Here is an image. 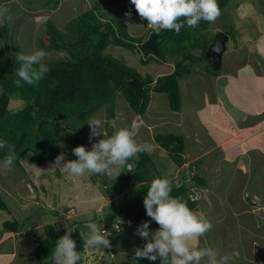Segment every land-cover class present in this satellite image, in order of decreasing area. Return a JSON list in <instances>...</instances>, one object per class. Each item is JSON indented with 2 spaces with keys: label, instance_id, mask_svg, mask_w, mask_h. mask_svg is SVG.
Listing matches in <instances>:
<instances>
[{
  "label": "rangeland",
  "instance_id": "rangeland-1",
  "mask_svg": "<svg viewBox=\"0 0 264 264\" xmlns=\"http://www.w3.org/2000/svg\"><path fill=\"white\" fill-rule=\"evenodd\" d=\"M9 2H11V5ZM52 2L53 0L51 3ZM45 3H47V0H0V7H7L12 17L11 20L4 21L7 22V25L12 30L11 38H9V45H15L22 53L25 51L27 54L31 53L33 50L42 49L37 41L40 38L45 39L47 22L52 23L56 29L65 32L67 22L81 13L87 12L89 9H93V11L103 19L108 17L120 19L127 25L129 33L133 37H146L148 30H153L136 16H131V20L129 21L120 10L125 4L122 0L110 1L105 7H103L104 4L100 0H59L57 8L54 10H48L43 6L40 7ZM29 7H32V9H29ZM222 13L223 16H220L214 23H210L206 30L200 32L206 35V37L214 38L216 33H224L229 27L234 30V33L225 34L228 37V41L226 42V52L222 56L221 72L215 78L205 70V61L199 62L196 65H192L191 63L192 68L190 75L179 80L183 93L187 94V97H181L180 110L185 108L184 111L190 113L197 108V105H205L206 102L203 97H207L215 105L217 100L216 97L219 93H223L227 95V97L232 96L235 98V103L239 106H242L243 103H250L248 109L249 115L246 114L242 116L240 121L241 124H252L254 123L252 118L254 116L251 113L255 112V102L263 103L264 100L261 97L260 91L256 89L258 85H254L252 77L248 76L253 73L252 69H256V67L259 69V71H257L258 76H264V0H230L223 8ZM128 23L135 24V26L128 25ZM4 26L5 23L0 25V28ZM32 33L34 38H32L30 42V34ZM209 45L210 44L207 46L209 47ZM0 47H3V40L0 41ZM111 49V55L114 59L116 58L139 74H149L151 77H153V74L164 75L169 73L174 67L173 64L182 58L181 53H179L181 55H174L175 52L173 54L168 53L166 62H161V65L158 66L155 63H149L145 66L140 64L142 55L139 50L133 53L121 48L116 49L112 47ZM200 52L199 50H193V55L200 57ZM132 54L133 56H131ZM63 55H65L64 52L55 53L51 51L46 59L57 61L60 60ZM203 59H205V57H203ZM248 66L252 68L250 71ZM232 83H234L236 87L231 88L229 85ZM223 86H227L226 89L223 88ZM160 96L166 99L165 94H160ZM117 101L119 110H117L116 116L109 119V121H105L106 117H103V114H101V117L99 113L94 116L103 121V131L104 123L106 124L109 122L111 128L113 127L112 134L119 128H130L129 125L135 122L129 123L128 119L132 121L133 116L126 107V104L123 103L120 94H117ZM21 105L22 103L20 101L12 100L9 105V110L14 112L21 108ZM207 107L206 105L205 108ZM154 111L155 109L151 112ZM166 113L167 108L166 110L165 108L159 109L156 114L153 115L150 113L148 117L155 122L159 118L160 120L163 118L162 122H168L169 120L165 119L166 116H164ZM126 116L129 118H126ZM211 118L212 121L207 124L209 127H225V118H222L216 110L211 113ZM201 122L202 121L197 120L198 124ZM131 128H134L136 132L135 138L139 143L148 142L153 145L154 141L152 139L148 138L149 140L147 141L145 140L146 138H144L146 130L137 127L136 124L134 127L131 126ZM157 128L158 126H156V129ZM88 130L90 131L89 125L84 132L87 133ZM169 130L171 133L179 134L181 129L177 131L176 123H172L169 126ZM161 132L160 129L159 133ZM246 134L248 133L243 132L242 136H246ZM237 135L238 134L235 133L230 136L228 141H236L238 139V137H236ZM100 137H102V134ZM191 140H193V137H191ZM206 140L207 142L212 141L209 136L206 137ZM84 141L91 146L93 143H97L96 137H93L91 142L89 138H85ZM201 141L203 143L204 140L201 139ZM239 141H241L240 138ZM188 142H191L190 136L187 140V151L190 153V144ZM227 142H224V144ZM153 146L156 147V145ZM59 147V155L64 154L65 156L64 145L61 143ZM253 149L254 148L250 145L248 150ZM160 152L163 153L162 151ZM162 155L164 158L163 161H160L161 156H156L155 154L152 158L151 154H149L151 161L155 160L161 166L164 162L168 165L171 160L167 158L164 153ZM246 156L247 168L244 167L246 166L244 163L236 166L234 161H231L229 164H222L221 174H219L220 177L217 178L218 180L213 186V195L219 200L222 209L227 208L228 212L220 211L213 215H211V213L207 214L206 212L202 213L211 221L213 228L206 236L201 237L200 240L196 242L197 247H205L207 238L210 241H215L218 247L223 248V246H225V250L222 251L221 249L220 251L218 250V252L221 256L230 255L232 257L229 264L242 261L241 257L237 258L235 254L227 250L229 249L227 246L233 245L235 242L239 241L241 230L236 229V223H238V221H245L246 225L247 223H251V219L247 216H236V213H238L237 210L241 208L236 197L242 195L241 190L244 186V193H246L245 188H247V191L250 192L249 196L255 195L257 198L264 200V154L263 157H259L261 155L249 152ZM28 157L29 156L26 155L20 160V166L15 163H13L11 168H6L3 164L0 165V196L7 206V210H0V238L4 236V234H6L5 236L7 237L11 235L3 228L2 224L5 221L17 222L18 224L24 225L22 229L24 231L23 234L18 236L15 234L13 235L15 253H13L14 255H10L11 260L7 261L5 264H34L33 250L37 242L44 237L45 225H53L59 238L65 235L67 231L72 232L75 228H79L81 232H84L89 228L88 224L90 222L99 221L101 218L105 222L108 217L110 222H113L116 219L113 214L117 206H120L122 204L121 202L125 200L128 203L130 198L136 197V193L131 194L129 198H125L123 194H106L105 190L112 188V184L110 182L103 184L102 181L109 180V177L101 176V180L98 179V181H93L91 176L88 175L82 178L69 179L66 173L61 172L58 168H52L55 160L43 165H36L30 162ZM211 157L212 155L203 158L205 160H211ZM135 158L138 157L136 156ZM197 158L198 155L186 157L187 162L184 164V167H188L189 163L195 162ZM67 161L69 160L65 156V162ZM253 163L255 164L254 167L252 165ZM31 165H34L40 171ZM126 169L128 168L126 167ZM174 169L178 171L176 166ZM164 173L165 171L163 170L161 175L164 176ZM173 176L174 177H168V179L174 180L178 174L175 173ZM110 179H112V181H117L118 177H112ZM115 188H117V186ZM242 199L244 200V198ZM227 214L232 216L231 219L225 217ZM90 217L92 218L91 221L89 219ZM226 220L231 224L228 231L223 229V221ZM118 225L119 224L114 223L112 228L116 229ZM261 226L263 228H259ZM250 227H255L252 229V233L255 238H259L260 242L258 243H261V239L263 238V246L264 217H262L256 225H250ZM157 229V227L150 228V231H155ZM103 230L107 231V229ZM248 234L249 233L246 232L245 236L250 237ZM147 242V240L138 235L134 237L119 236L118 239L112 243V247L110 249H102L103 252L96 249L85 248L83 264H100V262H104V264H119L120 259H127L128 257L131 259V257L135 255L136 249H143ZM238 245L239 244H236V246ZM117 247L121 248L118 249ZM0 251L2 256L10 253V251H12L10 242L3 243L0 247ZM245 252L246 255L248 254L246 264H253L251 259L252 254H250L253 252L251 247L245 248ZM256 255L260 258L259 262L256 264H264V251L255 253L254 256L256 257ZM1 260H4L3 257ZM256 261H258V259H256Z\"/></svg>",
  "mask_w": 264,
  "mask_h": 264
},
{
  "label": "trees",
  "instance_id": "trees-1",
  "mask_svg": "<svg viewBox=\"0 0 264 264\" xmlns=\"http://www.w3.org/2000/svg\"><path fill=\"white\" fill-rule=\"evenodd\" d=\"M51 1L47 0V3L40 7L43 6L48 10L56 9L59 0H53L52 3ZM100 1L105 7L110 1L117 0ZM122 1L125 4L120 10L124 16L125 13L130 12L131 16L142 20L130 0ZM229 1L218 0L220 16H223L222 10ZM9 4L11 5V2ZM142 21L147 25V21ZM181 22L185 23V27L179 34L168 30L159 32L148 30L146 37L131 36L123 21L111 17L100 18L93 9L67 22L65 32L47 22L45 39L40 38L37 43L47 53L64 52L65 55L57 61L45 59L44 63L50 69L45 78L32 85L23 84L20 88L15 86L14 80L18 79L16 69L20 67V62L17 61V54L21 51L15 45H9L12 34L10 27L5 25L0 28V41L3 40V47H0V140L15 145L16 159L13 163L20 166V160L26 155L29 156V161L36 165L51 162L59 156L61 143L64 145L65 156L69 161L76 159L72 149L77 146L83 145L90 151L92 146L84 141L90 135L89 130L87 133L84 132L88 127L87 123L98 113L100 117L103 114V117L107 118L105 121L116 116L119 110L117 94H120L133 117L144 115L150 92L165 94L170 110L178 112L182 92L179 80L190 75L192 65L205 61V70L214 77L221 72V68L219 71L211 70L210 60L203 59L207 45L212 43L213 38L206 37L200 32L206 30L210 23L201 21L198 27L189 28L186 22L183 20ZM152 33L157 35L156 53L145 48V42ZM228 33H234V30L229 27L224 34ZM32 35L33 33L30 34V42L34 38ZM112 47L133 53L139 50L144 57L140 60V64L145 66L149 63L161 65V62H166L168 53L182 54V58L175 62L172 72L153 79L155 74L153 77L149 74H139L116 58L114 59L111 55ZM194 49L201 51L200 57L192 54ZM23 53L27 54L25 51ZM130 79L138 80L136 89L129 85ZM12 100L22 103L21 108L14 112L9 110ZM126 118L129 117L126 116ZM128 121L131 124V119ZM112 128L109 122L104 123V131L108 136L112 135ZM103 138L102 135V137H96V140L98 142ZM144 138L149 140L146 136ZM153 141L158 147L157 150H161L180 170L178 178L171 180V195L182 198L188 203L190 209L195 210L200 201L193 200L194 192H200L205 188V180L197 169L198 162L189 163L188 167H184L187 159L183 135L161 132L154 135ZM6 154L7 149H0V165L3 164ZM153 155L155 154L151 157ZM137 157L128 162L132 165L131 170L126 167L121 169L122 173L117 181H112L110 178L102 181L103 184L109 182L112 184V188L105 190L106 194H123L125 198H129L131 194L136 193V197L130 198L128 203L126 200L121 202L122 204L114 210L113 216L120 218L121 227H125L128 219H131L133 225L129 228L126 226V229L119 233L109 232L111 245L119 236L134 237L138 226L150 221L146 215L143 200L152 180L162 176L158 165L155 164L157 162L151 161L148 153H140ZM101 176L107 177L97 174L91 175V178L93 181H98ZM0 210H7L1 196ZM102 220L101 218L95 222L99 223ZM105 223L109 228L111 222L108 217ZM2 225L9 234L19 233L24 227L22 224L9 221H5ZM154 227L159 226L151 221L150 228ZM89 230L88 228L81 232L79 228H75L71 232V238L76 242V250L81 254L78 264L84 262V241ZM58 239L54 226L45 225L44 237L37 242L33 250V263L52 264ZM130 260L132 264H160L159 260L152 262L146 258H137L135 255L131 259L129 257L120 259L119 264H131Z\"/></svg>",
  "mask_w": 264,
  "mask_h": 264
},
{
  "label": "clouds",
  "instance_id": "clouds-1",
  "mask_svg": "<svg viewBox=\"0 0 264 264\" xmlns=\"http://www.w3.org/2000/svg\"><path fill=\"white\" fill-rule=\"evenodd\" d=\"M130 3L139 17L147 21V25L155 32L168 30L179 34L185 27L182 20L189 28H196L201 21L214 23L221 15L218 0H130ZM125 16L131 20L130 12L125 13ZM11 19L9 9L0 7V25H7L4 21ZM128 25L135 26L132 23ZM48 56L49 53L42 49L33 50L29 54L18 53L17 61L20 62V67L16 69L18 79L14 80L15 86L20 88L23 84L32 85L44 79L50 71L44 63ZM210 69L213 70L211 67ZM87 124L90 126V142L93 137H99L101 134L104 138L93 143L90 151L83 145L73 148L75 160L65 162L64 154L56 157L52 168L66 173L69 179L97 174L116 178L122 173V168L131 170L129 160L140 153L152 154L155 151L151 143H139L136 140L134 128L122 127L108 136L107 132L103 131L101 119L94 117ZM0 149H7L3 165L11 168L16 159L15 145L0 140ZM174 167L172 164L164 176L153 179L147 190L143 204L150 221L139 225L135 234L148 242L143 249H136L135 256L152 262L159 260L160 264H229L232 259L230 255L221 256L212 247L196 246V242L212 230L213 224L202 213L190 209L182 198L171 195L172 182L168 176ZM89 219L92 220L91 217ZM151 221L159 226L157 230L150 231ZM121 222L120 218L116 217L109 228L103 220L99 223L90 222V230L84 241L85 248L99 251L110 249L112 245L108 233H119L126 229V226L129 228L133 225L131 219H128L123 228ZM114 223L119 224L116 229L112 228ZM52 260L53 264H78L81 260V254L76 250V242L71 238V231H67L56 241Z\"/></svg>",
  "mask_w": 264,
  "mask_h": 264
},
{
  "label": "crops",
  "instance_id": "crops-1",
  "mask_svg": "<svg viewBox=\"0 0 264 264\" xmlns=\"http://www.w3.org/2000/svg\"><path fill=\"white\" fill-rule=\"evenodd\" d=\"M198 50V49H194ZM249 71L252 69L251 66H248ZM173 70V69H172ZM171 70V71H172ZM253 73L248 75L251 76L254 82V85L257 84L258 86L256 89L260 91L261 97L264 99V76L260 75L258 76L257 71L259 69L256 67V69H252ZM170 71V72H171ZM169 72V73H170ZM250 73V72H248ZM247 73V74H248ZM155 76H158L155 75ZM216 78V77H215ZM229 85V84H228ZM181 86V85H180ZM231 88L236 87L234 83L229 85ZM227 86H223V88L226 89ZM182 91V88H181ZM181 97H187V94H184L183 91L181 92ZM205 99L206 104L205 105H197V108L194 111H191L190 113L185 112V108L182 110H179L178 112H172L168 105L167 96L166 99H163L160 94L157 93H150L149 103L147 106V109L142 116H134L133 121H135L133 124L129 125L134 127L136 124L137 127H140L141 129L146 130L145 136L147 139H152L155 134L159 133V130L161 129L162 132L171 133L169 132V126L172 123H176L177 131H179V134H182L184 137V145H185V155L188 156H195L198 155V158L195 160V162H198L197 169L201 172V175L203 179L205 180V188L201 190L200 192H194V198L196 200H199V204H197V207L195 212L197 213H211L213 215L216 212H228V209H222L221 204L219 203V200L216 199L213 195L214 192V184L217 182V178L220 177L219 174H221L222 164L226 163L229 164L231 161H234V164L236 166L241 165V163H244L247 168V156L249 152H254V154H259L263 157L264 154V100L263 103L261 102H255L254 105V113H251L254 117L253 118L254 123L252 124H241V117L248 114V109L250 106V103H243L242 106H239L235 103V98L232 96L227 97V95H224L223 93H219L216 97V104L214 105L213 102H211L207 97H203ZM208 106L205 108V106ZM167 108V113L164 115L166 116L165 119H168V122H162L160 118L155 122L151 120L148 115L156 114V112L159 109ZM154 112H151L154 110ZM210 110V111H209ZM217 111L221 115L222 118H225V127H209L207 124H209L212 121L211 113L213 111ZM249 115V114H248ZM163 116V117H164ZM191 119V120H190ZM196 120V121H195ZM198 121H202L200 124L197 123ZM214 123V122H213ZM216 124V123H214ZM162 125V126H161ZM156 126L158 128L156 129ZM246 132V136H242V133ZM237 133L238 139L236 141H228L230 136ZM190 136V141L188 142L190 144L189 151H187V140ZM209 136L212 141L206 140V137ZM249 136V137H247ZM191 137H193V140H191ZM247 137V138H246ZM239 138L241 141H239ZM203 139V143L201 141ZM247 139V142H246ZM148 141V140H147ZM228 141V142H227ZM245 145H244V143ZM224 142H227L224 144ZM153 145H156L153 143ZM254 148L253 150H248L249 147ZM218 146V147H216ZM193 148V149H192ZM158 147H155V151L152 154H156V156H161L160 161H163L164 156L161 153V150H157ZM209 152V153H207ZM212 155L211 160H205L203 157ZM151 154V155H152ZM158 165L159 173L162 174L163 170L168 172L170 166L173 164L172 161L168 163H162V166L158 163H155ZM253 167L255 164H252ZM250 168V167H249ZM166 169V170H165ZM178 169V168H177ZM164 173V174H165ZM175 173H179L176 171V169L171 170V175L168 177H174L173 175ZM162 176V175H161ZM175 177L174 179H177ZM246 193H244V186L242 187L241 193L242 195L237 196L236 199H238L241 208L237 210L238 213H236V216L244 215L251 219V223L245 224V221H238L236 223V229L241 230L239 241L235 242L233 245L227 246L229 249L228 251H231L233 254L236 255L237 258H242V261H237L232 264H246V258L248 257V254L246 255L245 248L247 249L249 246L251 247L252 254L251 259L253 264H256L259 262L260 258L254 256L255 253H260L261 251H264V245L262 246V239L261 243L259 238H255L253 235L252 229L250 225H256V223L264 217V200H261L257 198L255 195L249 196L250 192L247 191V188H245ZM235 198V197H234ZM244 198V200L242 199ZM194 200V199H193ZM215 209V210H214ZM256 209V210H255ZM221 212V213H222ZM227 219H231L232 216L227 214L225 216ZM260 217V218H259ZM230 223L228 220L223 221V229L227 230L230 227ZM261 225V224H260ZM259 228H263L262 226ZM24 231H21L19 233H12L10 236H2L0 238V247L5 242H10L12 251L10 253L6 254L5 256L1 255L0 251V264H5L7 261L11 260V256L13 253H15V242L13 235H21ZM246 232L249 233L250 237H246ZM229 233V232H228ZM205 241V239H204ZM236 244H239L236 246ZM205 247H212L216 249L217 251L225 250L226 247L223 246V248L218 247L217 243L215 241H210L206 238ZM14 255V254H13ZM21 255V254H20ZM8 256V257H7ZM18 256V255H17ZM3 257L4 260H1ZM23 257V256H22ZM34 259V256H33ZM258 259V261H256ZM16 262V261H15ZM264 262V261H263ZM24 263V261H23ZM259 264V263H258Z\"/></svg>",
  "mask_w": 264,
  "mask_h": 264
},
{
  "label": "water",
  "instance_id": "water-1",
  "mask_svg": "<svg viewBox=\"0 0 264 264\" xmlns=\"http://www.w3.org/2000/svg\"><path fill=\"white\" fill-rule=\"evenodd\" d=\"M156 38L157 35L155 33L150 34L148 40L145 42V48L148 51H152L156 53ZM228 41V37L221 32L216 33L214 36L212 43L209 45L208 49L205 52V59L210 60L211 68L215 71H219L222 65V56L226 52V42ZM137 79H130L129 85L133 88H137L138 86Z\"/></svg>",
  "mask_w": 264,
  "mask_h": 264
}]
</instances>
